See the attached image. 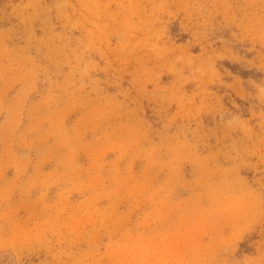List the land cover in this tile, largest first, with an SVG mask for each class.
I'll use <instances>...</instances> for the list:
<instances>
[{"label": "rangeland", "instance_id": "374dc122", "mask_svg": "<svg viewBox=\"0 0 264 264\" xmlns=\"http://www.w3.org/2000/svg\"><path fill=\"white\" fill-rule=\"evenodd\" d=\"M0 264H24L20 0H0Z\"/></svg>", "mask_w": 264, "mask_h": 264}]
</instances>
